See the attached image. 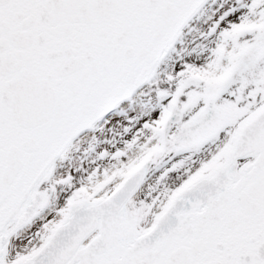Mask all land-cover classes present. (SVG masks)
I'll list each match as a JSON object with an SVG mask.
<instances>
[{
  "label": "snow or ice",
  "instance_id": "6c2138e0",
  "mask_svg": "<svg viewBox=\"0 0 264 264\" xmlns=\"http://www.w3.org/2000/svg\"><path fill=\"white\" fill-rule=\"evenodd\" d=\"M0 264H264V0H0Z\"/></svg>",
  "mask_w": 264,
  "mask_h": 264
}]
</instances>
